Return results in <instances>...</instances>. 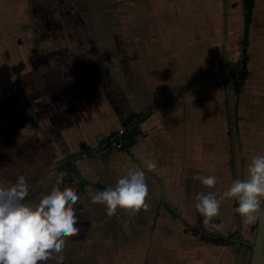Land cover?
<instances>
[{
	"label": "crops",
	"instance_id": "obj_1",
	"mask_svg": "<svg viewBox=\"0 0 264 264\" xmlns=\"http://www.w3.org/2000/svg\"><path fill=\"white\" fill-rule=\"evenodd\" d=\"M252 4L248 17V0H0V185L24 175L33 200L62 174L80 198V231L48 264L250 263L258 220L225 199L206 226L194 197L264 155V0ZM146 108L127 148L77 156ZM135 167L148 207L107 215L91 197Z\"/></svg>",
	"mask_w": 264,
	"mask_h": 264
},
{
	"label": "clouds",
	"instance_id": "obj_2",
	"mask_svg": "<svg viewBox=\"0 0 264 264\" xmlns=\"http://www.w3.org/2000/svg\"><path fill=\"white\" fill-rule=\"evenodd\" d=\"M143 165L149 171L157 168L151 159L143 161ZM192 179L208 188L218 182L215 175L199 173ZM63 184V175H55L49 190L33 200L27 199L29 185L24 175H18L15 182L0 185V264H48L58 259L54 254L63 251L66 238L79 233L74 205L80 198L72 188L62 187ZM148 191L144 169L128 168L114 185L96 192L91 200L103 205L111 216L118 208L146 209ZM194 199L195 209L206 226L218 216L225 199L236 201L234 212L245 224L252 225L264 218V155L251 157L245 179L233 180L222 193L198 192Z\"/></svg>",
	"mask_w": 264,
	"mask_h": 264
},
{
	"label": "built area",
	"instance_id": "obj_3",
	"mask_svg": "<svg viewBox=\"0 0 264 264\" xmlns=\"http://www.w3.org/2000/svg\"><path fill=\"white\" fill-rule=\"evenodd\" d=\"M246 70V58L242 54L234 64V78L236 80L242 79V74ZM151 112V108H146L142 111L135 112L128 118L122 126L115 130L112 134L101 139L96 144H92L86 148L80 149L77 153L79 157L98 156L113 150H120L127 148L130 145L131 136L140 127L142 121Z\"/></svg>",
	"mask_w": 264,
	"mask_h": 264
},
{
	"label": "water",
	"instance_id": "obj_4",
	"mask_svg": "<svg viewBox=\"0 0 264 264\" xmlns=\"http://www.w3.org/2000/svg\"><path fill=\"white\" fill-rule=\"evenodd\" d=\"M249 264H264V218L258 219L256 237L252 244V256Z\"/></svg>",
	"mask_w": 264,
	"mask_h": 264
},
{
	"label": "trees",
	"instance_id": "obj_5",
	"mask_svg": "<svg viewBox=\"0 0 264 264\" xmlns=\"http://www.w3.org/2000/svg\"><path fill=\"white\" fill-rule=\"evenodd\" d=\"M252 0H248V17L250 15V13L252 12ZM245 58H246V65H247V56L245 55ZM246 76H247V68L246 70L244 71V73L242 74V79L241 80H237L238 83H242L245 79H246ZM139 132V130L137 129L135 132H134V136L137 135ZM194 232L196 233H201L202 237L204 238H210L212 239L213 241H216V242H221L223 241L224 242V239H222L221 237H215V236H211V235H207V234H203L200 230H198L197 228L194 229ZM226 240V239H225Z\"/></svg>",
	"mask_w": 264,
	"mask_h": 264
}]
</instances>
